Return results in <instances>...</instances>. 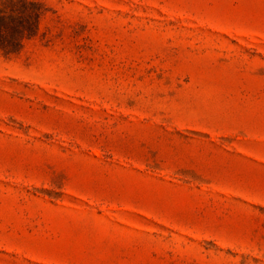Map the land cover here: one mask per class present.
<instances>
[{"label": "rangeland", "instance_id": "374dc122", "mask_svg": "<svg viewBox=\"0 0 264 264\" xmlns=\"http://www.w3.org/2000/svg\"><path fill=\"white\" fill-rule=\"evenodd\" d=\"M0 51V264H264V0H39Z\"/></svg>", "mask_w": 264, "mask_h": 264}, {"label": "trees", "instance_id": "16d2710c", "mask_svg": "<svg viewBox=\"0 0 264 264\" xmlns=\"http://www.w3.org/2000/svg\"><path fill=\"white\" fill-rule=\"evenodd\" d=\"M43 11L39 0H0V51L15 53L36 36Z\"/></svg>", "mask_w": 264, "mask_h": 264}]
</instances>
